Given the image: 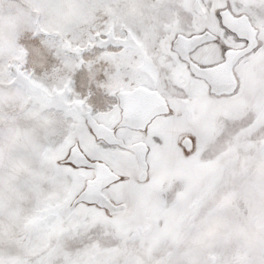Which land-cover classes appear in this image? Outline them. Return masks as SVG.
I'll return each instance as SVG.
<instances>
[{
    "label": "snow or ice",
    "instance_id": "obj_1",
    "mask_svg": "<svg viewBox=\"0 0 264 264\" xmlns=\"http://www.w3.org/2000/svg\"><path fill=\"white\" fill-rule=\"evenodd\" d=\"M0 264H264V0H0Z\"/></svg>",
    "mask_w": 264,
    "mask_h": 264
}]
</instances>
